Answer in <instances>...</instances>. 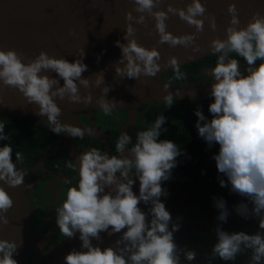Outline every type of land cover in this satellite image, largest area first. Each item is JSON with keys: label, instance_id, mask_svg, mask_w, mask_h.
Listing matches in <instances>:
<instances>
[{"label": "clouds", "instance_id": "1", "mask_svg": "<svg viewBox=\"0 0 264 264\" xmlns=\"http://www.w3.org/2000/svg\"><path fill=\"white\" fill-rule=\"evenodd\" d=\"M133 2L134 9L126 13L124 40L127 43L115 42L122 53L114 65L116 75L128 79H139L141 75L156 77L162 67H170L175 80L186 79L176 56H170L162 66L158 62L161 53L156 47L149 49L137 42L133 21L147 26L146 16H150L155 20L154 31L159 35V44L167 43L173 48L183 46L199 52L197 34L203 32L205 19L215 30V16L208 13L201 0H191L186 8L169 4L166 11L160 8L162 0ZM133 11L140 15H133ZM227 12L231 16L226 29L227 38L213 39L210 44L211 54L218 56L216 66L207 73L214 80L210 86V97L214 102L208 107L212 118L209 120L202 108L195 109L198 117L195 127L209 148L219 145V152L213 159L218 172L226 177V180H219L220 186L230 185L231 192L245 197L252 204L249 208L247 203L241 202L234 206L235 211L244 219L257 218L261 231L256 234L229 233L218 224L215 228L217 241L209 254V264L216 259L235 262L238 255H247V264H264V14L253 13L247 25L240 27L236 3L229 4ZM170 13L194 26L196 32L177 36L167 31L166 21ZM231 53L246 62L244 71L240 60L231 58ZM84 57V49L80 50L75 62L50 57L41 51L35 59L25 63L24 55L15 49H0V82L2 86L18 89L29 104L38 105L37 115L47 117L46 126L53 134L83 139L86 133H92V129L63 123L60 120L62 109L56 98L90 104L93 101L91 92L82 95L80 86L90 89L103 84L102 95L96 100L98 107L105 116L112 115L117 108L115 100L107 99L111 86L105 83L104 72L95 74L94 82L82 76L88 70ZM257 61H261L258 66ZM49 70L57 73L59 79L41 74ZM60 79L64 81L62 87ZM174 101L173 93L168 91L163 98L165 108H171ZM166 120L161 112L147 130L137 134L132 147H128L132 137L123 133L116 143L119 155L102 153L95 147L79 155L78 185L67 188L65 199L55 209L59 233L74 238L78 232L82 241V250L69 252L64 257L65 264H182V259L187 262L196 260V251L177 244L174 233L180 230L181 224L173 220L160 199L168 195L162 182L171 178L177 157L182 155L175 142L159 139ZM8 139L5 125L0 123V141ZM125 151L128 156L124 155ZM23 162L21 152H16L13 160L10 144L0 146V181L12 188L24 184L28 172L18 167ZM68 167L73 165L69 163ZM136 178L139 180V195L133 191ZM214 200L219 213L217 220L227 222L230 212L226 201L223 198ZM141 202L149 205L147 212L139 207ZM13 207V197L0 186V228L10 223ZM102 232L109 236L122 234L115 241V247L101 249L99 245L94 246L92 240L102 241ZM21 243L15 239H0V264H18L14 256L18 255Z\"/></svg>", "mask_w": 264, "mask_h": 264}, {"label": "flooded vegetation", "instance_id": "2", "mask_svg": "<svg viewBox=\"0 0 264 264\" xmlns=\"http://www.w3.org/2000/svg\"><path fill=\"white\" fill-rule=\"evenodd\" d=\"M212 56L213 54H210L180 68L202 63ZM231 58L240 60L241 70L244 71L246 62L235 53H232ZM215 66L203 65L196 74L193 73L184 80H175L173 70L165 72L158 79L167 85L209 87L214 80L207 73ZM174 99L171 108H165L163 99L122 103L117 105L114 113L110 115L114 119L105 116L99 107L74 110L73 116L77 123L71 124L92 129V133H86L83 139L73 138L67 134H52L60 153H64L65 158L73 165V171L47 169L45 159H42L34 165L27 163L18 165L28 172L21 186L12 188L0 181V186H3L14 199V207L9 216L10 223L0 228L2 232L0 239L22 241L18 255L14 256L18 264H65L64 257L69 252L73 249L82 250L79 233L77 232L74 238H66L59 233V227L55 223V209L65 199L67 188L78 185L79 155L93 147L102 153L119 155L116 152L119 137L123 133H128L132 137V143L128 147H132L136 143L137 134L147 130L161 112L167 120L162 126L159 139L175 142L181 148L182 155L177 157V166L172 169L171 178L162 182V187L167 190L168 195L160 199L172 214L173 220L181 224L180 230L174 233L177 244L187 246L198 254L195 261L187 262L182 259V264H209V254L217 241L215 228L218 224L229 233L244 231L256 234L261 231L257 218L244 219L235 211L234 206L241 202L247 203L249 208L252 204L245 197L231 192L230 185L220 186L219 180H226V177L218 172L213 159L214 154L219 152V145L214 144L209 148L195 127L198 120L195 109L202 108L204 115L210 120L212 117L208 107L214 102V98L208 94L188 99L175 97ZM46 120L47 117L37 118L39 126L49 130ZM99 126L100 131L97 130ZM124 155L128 156L129 153L125 151ZM133 191L139 195L138 178ZM214 198H223L226 201L230 212L227 222L217 220L219 213ZM139 207L147 212L149 205L141 202ZM148 219L150 221L151 217ZM121 234L109 236L107 232H102V241L93 239L92 243L94 246L99 245L101 249L115 247V241ZM241 260L247 264L248 256L238 255L235 262L216 259L212 264H238Z\"/></svg>", "mask_w": 264, "mask_h": 264}, {"label": "water", "instance_id": "3", "mask_svg": "<svg viewBox=\"0 0 264 264\" xmlns=\"http://www.w3.org/2000/svg\"><path fill=\"white\" fill-rule=\"evenodd\" d=\"M201 2L206 4L208 13L215 16L217 27L213 30L205 19L203 32L197 34L199 52H192L191 48L185 49L183 46L173 48L167 43L159 44V35L154 31L155 20L150 16H146L147 26L133 21L137 29V42L149 49L156 47L161 53V60L158 62L162 66L170 56H176L181 67L210 55L213 39L227 38L226 29L231 19L227 12L229 4L236 3L239 9L240 27L247 25L253 13L259 11L264 14V0ZM189 3L191 0H162L160 8L166 11L169 4L175 8H186ZM133 9V0H0V49H15L24 55L25 63L35 59L41 51L47 52L50 57L75 62L79 58L80 50L84 49V63L88 65V70L82 76L94 82L95 74L104 72L105 83L111 86L107 99L115 100L117 105L133 99L134 96L164 98L168 91L175 98L210 94V86L167 85L157 80L165 72L172 70L170 67H162L156 77L141 75L139 79H128L116 75L114 65L122 53L115 42L120 40L127 43L124 40L126 13ZM133 15L140 14L133 11ZM166 23L167 31L177 36L196 32L194 26L181 20L178 15L170 13ZM41 74L59 79L58 74L50 70ZM63 84L64 81L60 79V86ZM103 87V84L90 89L80 86L82 95L91 92L93 101L90 104L70 103L66 98H56L62 109L60 118L66 120L73 108L98 105L96 100L102 95ZM38 111V105L29 104L18 89L2 86L0 82V115L37 114Z\"/></svg>", "mask_w": 264, "mask_h": 264}, {"label": "trees", "instance_id": "4", "mask_svg": "<svg viewBox=\"0 0 264 264\" xmlns=\"http://www.w3.org/2000/svg\"><path fill=\"white\" fill-rule=\"evenodd\" d=\"M232 57V53L230 54ZM218 56L213 55L206 61L195 63L194 65L180 68L182 72L186 73L188 78L193 73L196 74L203 65H216ZM261 61H257V66ZM174 76V71L172 72ZM37 114L24 115H0V123L5 125V134L9 137L6 141H0V146L8 143L13 148V160H15V153L21 152L24 157V162L34 165L45 159V168L54 170H69L68 164L70 160L65 158L64 153H60V148H57L55 139H52V132L50 130L42 129L37 121Z\"/></svg>", "mask_w": 264, "mask_h": 264}, {"label": "rangeland", "instance_id": "5", "mask_svg": "<svg viewBox=\"0 0 264 264\" xmlns=\"http://www.w3.org/2000/svg\"><path fill=\"white\" fill-rule=\"evenodd\" d=\"M157 80H159V79H157ZM195 96H203V95H195ZM150 97L151 96H134L133 99L127 100L126 102H123V103H133V102H142V101H152V100H162L163 99V98L159 99V98H154V97L150 98ZM190 97H194V95L190 96ZM190 97H178L177 99H184V98L188 99ZM116 99H120V98H116ZM92 106L93 107H98V105H91V106H85V107L84 106H79L77 108H73V110L69 113L68 118H66V120L61 119V121H63V122L67 121L68 124L77 123L75 117L73 116L74 110L84 109V108L92 107ZM110 117L112 119H114L113 116H110ZM80 125H82V124H80ZM100 129H101V127L99 126V128H97V130L100 131ZM0 233L2 234L1 230H0ZM238 264H245V262L241 260V261H239Z\"/></svg>", "mask_w": 264, "mask_h": 264}]
</instances>
